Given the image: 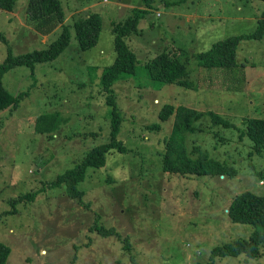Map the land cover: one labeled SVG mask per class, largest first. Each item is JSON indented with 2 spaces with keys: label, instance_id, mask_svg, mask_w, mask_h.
<instances>
[{
  "label": "rangeland",
  "instance_id": "1",
  "mask_svg": "<svg viewBox=\"0 0 264 264\" xmlns=\"http://www.w3.org/2000/svg\"><path fill=\"white\" fill-rule=\"evenodd\" d=\"M70 41L58 57L16 66L3 76L17 96L0 112V242L5 264H207L215 246L248 238L255 227L230 220L236 194L264 196V154L240 137L243 117L264 118V37L242 40L231 66L204 67L197 53L218 40L252 34L263 0H153L134 33L125 38L137 58L136 74L112 85L121 124L102 167L86 169L83 191L70 198L64 185L49 186L107 143L110 108L100 76L115 56L112 22L124 21L143 0H60ZM28 0L0 9V65L13 56L40 51L61 33L58 25L40 34L28 19ZM89 11L101 18L97 43L84 50L74 19ZM161 51L185 64L188 86L148 77L147 63ZM165 104L203 113L192 119L183 143L192 158L201 154L222 164L219 173L195 176L162 171L165 140L174 115L160 120ZM209 112L230 123L214 124ZM184 147V146H183ZM194 151V152H193ZM34 193L32 198H19ZM16 198L17 200H12ZM96 227L111 233L102 236ZM258 258L225 255L214 264H264Z\"/></svg>",
  "mask_w": 264,
  "mask_h": 264
},
{
  "label": "trees",
  "instance_id": "2",
  "mask_svg": "<svg viewBox=\"0 0 264 264\" xmlns=\"http://www.w3.org/2000/svg\"><path fill=\"white\" fill-rule=\"evenodd\" d=\"M178 0L177 2H181ZM264 1V0H263ZM145 9H133L132 15L124 21L112 22L114 33V49L116 56L113 62L103 69L100 76L101 91L105 94V102L110 108V138L107 143L98 145L86 153L80 162L75 163L72 168L67 169L56 177L48 185H64L65 191L70 198L79 197L83 191L78 187V183L84 180L88 167L99 168L106 162V156L111 151L125 153L126 149L122 142L117 140L119 127L121 124V113L117 110L114 91L112 85L119 79H125L136 74L137 58L130 49L125 38L134 33L138 21L147 14L151 8L153 0H143ZM15 0H0V9L12 11ZM28 19L40 34H49L56 26L61 27L60 35L40 51H34L19 56H13L9 49L6 60L0 65V112L6 109H13L19 101L28 93L23 91L14 96L3 84V76L10 69L26 65L33 72L35 64L47 62L55 59L68 46L70 41V25L65 24V12L60 0H28L26 6ZM75 38L79 46L86 50L94 46L99 38L101 30V18L97 12L89 11L84 16L73 21ZM264 37V11L259 20L258 28L252 34L233 36L221 39L212 44L204 51L197 53L196 58L200 65L204 67L231 66L235 63L236 50L239 42L249 39H260ZM0 40L7 43L0 34ZM147 75L152 80L163 83H177L188 86L189 81L185 64L180 62L170 52L161 51L147 63ZM174 115V124L171 134L165 140V152L162 155V171L180 174L206 176L219 173L222 164L216 160L201 154L197 158H192L186 153L183 143L185 133L192 131V119H198L203 113L194 109L179 105L165 104L158 113L160 120H165ZM214 124H221L223 128H229L230 123L220 115L209 112ZM243 130L240 137H247L252 143L253 151L258 155L264 154V118L243 117ZM184 146V147H183ZM194 152V151H193ZM34 193H28L19 198H32ZM17 200L16 198L12 199ZM227 215L230 220L240 223L252 224L255 229L248 238H240L228 242L222 246H215L211 251L212 261L207 264H214L213 258L225 255L236 256L244 254L246 257L258 258L262 256L264 248V196L256 195L250 191L236 194L227 207ZM102 235L107 236L109 230L95 228ZM9 255V249L0 242V264H5Z\"/></svg>",
  "mask_w": 264,
  "mask_h": 264
},
{
  "label": "built area",
  "instance_id": "3",
  "mask_svg": "<svg viewBox=\"0 0 264 264\" xmlns=\"http://www.w3.org/2000/svg\"><path fill=\"white\" fill-rule=\"evenodd\" d=\"M261 184H264V179L261 181Z\"/></svg>",
  "mask_w": 264,
  "mask_h": 264
},
{
  "label": "crops",
  "instance_id": "4",
  "mask_svg": "<svg viewBox=\"0 0 264 264\" xmlns=\"http://www.w3.org/2000/svg\"><path fill=\"white\" fill-rule=\"evenodd\" d=\"M261 17H262V16H261ZM261 17H260V18H261ZM260 18H258V21L260 20Z\"/></svg>",
  "mask_w": 264,
  "mask_h": 264
}]
</instances>
